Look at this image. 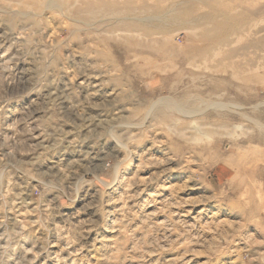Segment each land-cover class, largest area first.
<instances>
[{"label":"rangeland","instance_id":"obj_1","mask_svg":"<svg viewBox=\"0 0 264 264\" xmlns=\"http://www.w3.org/2000/svg\"><path fill=\"white\" fill-rule=\"evenodd\" d=\"M0 264H264V0H0Z\"/></svg>","mask_w":264,"mask_h":264}]
</instances>
